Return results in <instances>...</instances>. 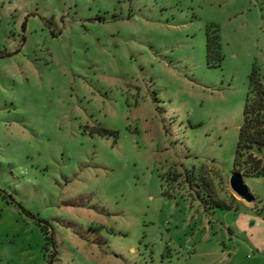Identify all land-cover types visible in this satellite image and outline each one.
Wrapping results in <instances>:
<instances>
[{
	"label": "rangeland",
	"instance_id": "obj_1",
	"mask_svg": "<svg viewBox=\"0 0 264 264\" xmlns=\"http://www.w3.org/2000/svg\"><path fill=\"white\" fill-rule=\"evenodd\" d=\"M253 65L264 0H0V264H264Z\"/></svg>",
	"mask_w": 264,
	"mask_h": 264
},
{
	"label": "trees",
	"instance_id": "obj_2",
	"mask_svg": "<svg viewBox=\"0 0 264 264\" xmlns=\"http://www.w3.org/2000/svg\"><path fill=\"white\" fill-rule=\"evenodd\" d=\"M206 57L208 63L222 62L216 36L207 34ZM233 173L244 177H264V76L253 65L248 76V91L243 108V121L233 160Z\"/></svg>",
	"mask_w": 264,
	"mask_h": 264
},
{
	"label": "water",
	"instance_id": "obj_3",
	"mask_svg": "<svg viewBox=\"0 0 264 264\" xmlns=\"http://www.w3.org/2000/svg\"><path fill=\"white\" fill-rule=\"evenodd\" d=\"M231 191L241 200L251 202V197L247 186L243 182L242 176L233 174L229 180Z\"/></svg>",
	"mask_w": 264,
	"mask_h": 264
},
{
	"label": "crops",
	"instance_id": "obj_4",
	"mask_svg": "<svg viewBox=\"0 0 264 264\" xmlns=\"http://www.w3.org/2000/svg\"><path fill=\"white\" fill-rule=\"evenodd\" d=\"M258 261H260V260H258L257 258L254 260V262H252L251 264H258Z\"/></svg>",
	"mask_w": 264,
	"mask_h": 264
}]
</instances>
